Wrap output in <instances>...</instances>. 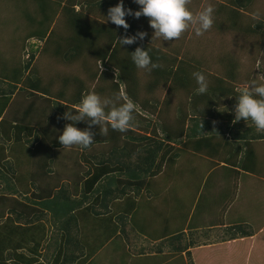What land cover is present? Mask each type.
<instances>
[{"label":"trees","instance_id":"trees-1","mask_svg":"<svg viewBox=\"0 0 264 264\" xmlns=\"http://www.w3.org/2000/svg\"><path fill=\"white\" fill-rule=\"evenodd\" d=\"M23 2H20L23 7L20 3L19 6L26 22H20L17 28L25 33L21 41L45 39L43 53L49 52L67 69L42 74L51 69V65L43 64V57L39 59L40 68L38 63L35 64L32 73L22 79L20 68L8 65L9 72L6 63L9 60L0 62V75L8 78L11 87L16 88L19 82L29 87V92L18 96L12 105L15 125L5 130L6 122L4 127L0 123L4 134H0V233L6 228L12 239L10 242H15L16 247L28 245L32 237H38L33 224L41 220L45 209L52 212L55 219L60 218L61 227L58 228L63 231L62 244H48L58 254L51 264L66 263L63 259L70 260L66 252L80 242L75 209L86 203L94 209L98 203L102 209L97 214L109 213L110 203L126 195L127 189L138 194L144 187L150 190L156 182L151 179L162 173L164 177L171 175L179 158L184 159L188 150L217 157V164L224 159L226 165L223 166L231 165L237 180L242 170L264 174V162H261L264 159V127L259 126L264 124V82L258 81L260 77L256 73L246 75L242 72L238 55L224 53L221 47V52H216L211 60L208 57L210 51H204L202 43L195 44L189 39L191 23L199 10L198 27L201 22L202 27L209 26L210 30L195 31L201 33L202 41L207 40L210 32L216 31L235 34L232 42L240 36L245 41L251 36L263 39L264 21L254 17L250 0H227L225 3L215 0ZM77 5L80 6L78 11ZM30 6L36 8L37 14L30 18L35 24L29 22L27 25L25 11L31 10ZM213 19H216L217 30H211ZM263 46L253 42L249 45L250 68L256 65ZM36 73L40 75L38 79L34 77ZM20 100V105L25 108L23 111L17 106ZM36 100L49 105H43L44 111L40 115ZM84 101H87L85 108ZM46 110V117L38 120L36 116L44 117ZM90 111L96 114L92 115ZM134 117L135 123L128 121ZM22 121L30 125L20 131L18 123ZM103 126L107 131L101 128ZM8 141L11 143L7 148ZM68 145H72L76 153L78 151L77 155L90 160L88 164L77 161L81 178L86 176L77 197L71 194V186L63 182V186L58 184L56 190L50 187L45 193L49 195L56 191L42 208L38 207V198L45 195L42 188L34 190L32 196L26 191L15 196L20 189L15 180L26 174V182L34 186L36 168L45 170L44 167L53 166L63 157L62 149ZM54 146L57 151L52 150ZM39 148L53 154L47 155V160H41V156L35 154ZM182 151L187 153L182 155ZM44 162L50 165L46 166ZM59 169L61 167L53 168V171ZM162 181L166 184V178ZM3 182L14 194L4 193ZM113 185L115 189H112ZM218 199L217 209L222 204ZM214 205H204L214 213L204 215L203 224L207 228L222 226L227 221L233 223V216L224 218L226 209L219 215ZM123 215L117 216L124 222ZM198 220L195 225L191 220V230L197 228ZM244 225L232 224L222 233L208 231L203 235L206 238L212 236V242L222 241L213 245L221 248L214 257L204 258L207 264H216L220 257L238 264L232 255L238 251L239 240L260 230L256 225L254 229ZM121 233L117 234L116 240L123 241ZM185 234L181 231L175 235L171 250L179 255L186 254L188 264H194L191 252L202 250L204 241L193 238L184 243ZM121 245L119 255L124 262L121 254L128 253L129 249L125 244ZM224 247L231 253L230 257ZM9 252L10 256L0 257V264H19L16 253L13 256V251Z\"/></svg>","mask_w":264,"mask_h":264},{"label":"crops","instance_id":"crops-1","mask_svg":"<svg viewBox=\"0 0 264 264\" xmlns=\"http://www.w3.org/2000/svg\"><path fill=\"white\" fill-rule=\"evenodd\" d=\"M21 93L25 92H18L15 96V99L20 96ZM21 101V100H20ZM19 101V102H20ZM12 103L7 105L6 114L4 113V104L2 108H0V123L3 124V122H6V125L10 126V129L12 128L11 125H15V119L14 117L9 114V110H15L12 107ZM17 106H21L20 103ZM22 111L25 109L24 106H22ZM21 111V110H20ZM93 115H95L94 112H92ZM0 124V125H1ZM21 125V126H20ZM26 125L29 126L30 124L27 122H19L18 126L20 131L26 129ZM4 127V126H3ZM260 150V149H259ZM264 152V151H263ZM87 159V158H86ZM91 159V158H90ZM78 162L88 164L90 160H85L81 155H78L77 158ZM88 162V163H87ZM217 157L214 156H208L203 151H193L188 150V155L184 159H182V156L177 161L176 165L173 167L170 178L166 181V184L164 183L163 178H165L162 173V175L151 179L156 181L153 184V186L150 188L144 187L143 189H140V193L135 194L133 190L127 189V194L124 195L122 198L113 200L109 205V213L105 214H97V211H101L100 204H95L92 208H89V204L86 203L84 206H82L79 209H75L73 213H75L77 223H78V231H79V244H76L75 247H72L70 250H68L66 253L67 259L70 258L68 261H64L62 255L63 262H66L64 264H133L134 261H136L138 264H163L162 258L164 256H167L168 253L171 251L172 244L174 243V240L170 242L171 239L175 237V235L179 234L181 231L185 232L186 234L191 231H201L205 229H214L216 233H222L225 228H229L227 226H231L232 224H245L244 226L246 228H253L258 222H255L254 217L259 216L260 213L257 215H254L253 212H247L243 211L240 208L246 203L251 204L255 202H259V198L257 199V196L255 195L257 192L254 191V187H259L262 185V189L259 192L260 195H264V174H259V172H246L244 170L243 173L240 172L239 174V180L236 185V182L234 183V186H232V194L233 196L230 198V201L224 202V204H221L219 208L216 210L217 214L220 215L221 211L223 209H226L224 214V218L226 216L231 215L233 223L230 222H224V225L220 226H214L211 228H207V225L203 224V221L206 219H203L201 217L200 220H198V226L197 228L192 230L189 228V223L193 222V225L197 224L194 220V213L196 212L197 206L195 205H189L187 210H189V214L187 215L186 222L183 224H180L179 226L175 227V229H169L167 232L161 231L159 234L155 235V237H152L149 242L146 238V236L139 238V235L141 234V231L139 225L134 221H143L145 222L147 220L146 215L144 214L143 218H138L137 213L140 210L141 202L144 198V195L146 192L148 193V199H147V209L149 211H152V217L156 218L157 213V207L158 203L155 201L152 202V199L156 197V199L159 197V191L162 189H175V185L178 184V189L175 190L176 201L172 200V198H163L164 204L162 205V208L169 214L173 213L174 210V204H178L180 202V197L182 196L184 198V188L183 184L185 183L189 186L193 185L196 181V175L199 173V177L202 178L204 175H208L210 172L217 169L218 171H221L222 169L226 168L231 170V165H226L224 163V159L220 160ZM181 163H187L189 167H187L186 170H184V173L180 171L179 167ZM223 164H225L223 166ZM89 166V165H88ZM79 165L76 164L74 168L73 175L68 174V176L62 177V182L64 184H67V186H71V194L75 197H77L82 192V187L84 186V181L86 179V176L84 175V178H81V173H79ZM224 167V168H220ZM112 169H114V166H111ZM236 168L239 167L236 164ZM221 169V170H220ZM75 173L77 176H75ZM183 173L184 175V181L179 180L178 175ZM1 174V173H0ZM84 174V173H83ZM177 175V176H176ZM235 175V174H234ZM26 176V174L24 175ZM23 175L21 178H19L18 181L15 180V184L20 187V189H17V192H15V196L20 195L21 193H24L26 191L28 196L33 195V191L35 190L36 184L34 186H30L28 182H26V178ZM61 182V183H62ZM177 182V183H176ZM194 182V183H193ZM59 184V186L61 185ZM83 184V186H82ZM221 183L217 184L218 187L216 192L218 197H211L210 194H213L212 189L210 188L208 194L204 198V202H209V205H214L217 202V199L223 197L222 195L226 193L227 189L229 187H224L221 189ZM148 186V185H146ZM116 186L113 185L112 189H115ZM166 187V188H162ZM22 189V190H21ZM254 191V192H253ZM165 193V191L163 190ZM167 193V192H166ZM165 193V194H166ZM199 193V194H198ZM197 193V197L200 196V192ZM56 194V191L50 192L49 195L45 194L43 197L38 198L39 204L38 207L42 208V206H46L52 197ZM206 194V193H205ZM166 197V196H165ZM37 199V200H38ZM50 199V200H49ZM218 199V201H219ZM151 200V201H150ZM44 201V203H43ZM94 201V200H92ZM91 201V202H92ZM46 202H48L46 204ZM169 202V204H168ZM53 205V204H52ZM51 204L49 206H52ZM225 207V208H222ZM176 208L181 209V205L177 206ZM44 213L41 214L40 217L41 220L37 221L35 224V228L37 229V233H39L40 237H36L35 240L31 239V243L28 245H21L18 244V246L15 248L16 257L19 260V264H51L53 263V258H57L58 254L53 249L49 248L48 242L51 240V235L55 232V238L57 239V243L62 244L63 240V231H61L58 227H61V221L60 218L55 219V216L52 214V212H49L48 210H43ZM241 211H243L241 213ZM120 213H123L124 215V222L126 221V224L121 226L119 224L118 216ZM147 214V212H145ZM247 213L251 216L252 222L247 221ZM168 218L171 222V216L168 215ZM62 220V219H61ZM121 221V220H120ZM235 221V222H234ZM156 222V221H155ZM154 222V223H155ZM86 224H92L94 226L93 233L89 234L85 230ZM257 226V225H256ZM122 228H124V232H122ZM261 229V228H260ZM92 232V230H88ZM137 231L138 234L135 232ZM122 232V233H121ZM123 236V241L116 240L117 234H120ZM143 235H147V231H143ZM258 237V232H256L254 235H252L249 238L254 239ZM201 237V236H200ZM212 237V236H211ZM208 238V237H207ZM206 237H203L201 239H205L203 243V247L206 244V241L208 242L211 240L209 237L207 239ZM213 238V237H212ZM37 242H40L37 244ZM45 242V243H44ZM54 242V241H52ZM212 242V241H211ZM218 242V243H216ZM215 245L222 243V241H219L216 239ZM56 243V244H57ZM55 244V243H54ZM121 244H125L126 247L129 249L128 253L121 254L122 258L125 259L124 262H121L119 253L121 252ZM161 244L167 245V247L164 249ZM124 245V246H125ZM125 247V248H126ZM60 248V246H59ZM75 248V249H74ZM80 248L79 250H76ZM204 248H207L206 246ZM7 250V248L5 249ZM54 251V252H53ZM165 251V254H164ZM80 252V253H79ZM198 252V255L203 256V258H207L208 256H213V254L209 253L208 249H202V250H196ZM62 253V252H61ZM216 253V252H215ZM264 254V250L262 252ZM210 254V255H209ZM261 254V255H263ZM3 255L7 254L4 252ZM186 256V254H183ZM193 256V255H192ZM207 256V257H206ZM5 257V256H4ZM188 258V257H187ZM61 259V260H62ZM173 260V257H171ZM262 257L259 259L261 260ZM204 260V259H203ZM223 260L220 257V261ZM9 261V260H8ZM11 261V260H10ZM14 261V260H13ZM131 261V262H130ZM188 261V259H187ZM62 262V261H61ZM226 264H232L231 261L227 262Z\"/></svg>","mask_w":264,"mask_h":264},{"label":"rangeland","instance_id":"rangeland-1","mask_svg":"<svg viewBox=\"0 0 264 264\" xmlns=\"http://www.w3.org/2000/svg\"><path fill=\"white\" fill-rule=\"evenodd\" d=\"M24 0H0V62L1 61H5L6 59L10 58L11 56H14L16 54L19 53V48H20V41L23 36H25V33H23V30L19 31L17 28L20 26V22L25 23L26 20L23 19L21 17V7L26 6L27 2H23ZM191 2V0H188ZM218 2H227V0H215ZM15 2V4H14ZM20 2H23L22 4ZM250 2H252L253 5V9L252 12L255 15L254 17L257 19H261L264 21V0H250ZM20 3V6H19ZM31 7V10H26L25 12H27V25L28 23H34L30 20V18H33L34 16H36L37 12H36V8ZM77 9L80 10V6H77ZM201 10H199L196 13V16L194 17V20L191 23L190 26V41L192 43H198V44H203L202 49L204 51H210L208 57L212 60L215 57V53L216 52H221V50L219 48L222 47V49L224 48L223 52H232L236 55H238L240 57V62H241V68L243 69L242 72L245 73L246 75H251L252 73L256 75H258L260 78L258 81H263L264 82V46L260 52V54L258 55V59L256 61V65L251 66L252 68H250L249 63H250V59H252L249 56V45L253 43L255 44H259L264 45V38L262 39L261 37H248V40L245 41V38H243V36L237 37L234 39V42H232L234 35H231L230 31H226L223 32L222 34H220L219 31H216L215 33H209L207 35V40L206 41H202L204 40L203 37L198 34L197 32L195 33V31H197V29H204L206 32L210 31L209 30V26H206V28L202 27V23L200 22L199 27H198V16L201 13ZM22 14L24 15V13L22 12ZM25 16V15H24ZM216 19L212 20V24L211 25V30L216 29ZM12 22H15V25H13ZM215 22V23H214ZM23 25V24H22ZM21 25V26H22ZM34 26H32L33 28ZM198 27V28H197ZM264 32V25L261 28ZM220 34V35H219ZM161 35V34H160ZM219 36V37H218ZM264 37V35H263ZM12 38L17 39L15 42L10 40ZM19 38V39H18ZM161 38V36H160ZM32 38L28 39V45L30 48L33 47L32 45ZM40 45L45 44L44 40H38ZM218 43V44H217ZM25 45V44H24ZM218 45V46H216ZM39 49H37L38 51ZM261 56V57H260ZM47 58L48 60H42L44 63L45 62H52V60L55 61V58H53V56L48 52L47 55H43L42 58ZM22 56H18L15 59H20L21 60ZM59 61H55V63L53 64V66L51 67V70L53 71H62L63 69H67V67H65L64 65H60L58 64ZM253 70H255L253 72ZM1 82V80H0ZM0 85L3 87H5L6 85H4V82L0 83ZM10 98H0V108H2L3 104L7 101L10 102L9 100ZM41 99V98H40ZM46 101V100H45ZM8 103V102H7ZM6 103V104H7ZM19 103H22V101H20ZM87 103V101L83 102V107L85 108V104ZM5 104V105H6ZM13 105L15 104V100L12 103ZM36 104L37 107H40V110H38V115L43 113V105L46 104L47 106L48 103H41L40 101L37 103L36 100ZM87 105V104H86ZM19 108H22V106H19ZM49 108H47L48 110ZM22 110V109H20ZM46 110V113L44 115V117H37L36 118L38 120L43 119L46 117L48 111ZM9 114L14 115L15 114V110H9ZM20 113V112H19ZM20 115V114H18ZM155 117V116H154ZM135 123V117L131 120H128L129 122ZM259 124V123H258ZM5 125V121L3 122L2 126ZM2 126H0V134H3V132L1 131ZM260 127H264V124H259ZM103 130L107 131V128L105 126L101 127ZM10 126L9 125H5V130H9ZM4 135V134H3ZM2 135V136H3ZM70 135V134H69ZM104 135L106 136V133L104 132ZM74 141V140H73ZM2 143V142H1ZM10 141H8V143L6 144L7 148L10 146ZM4 145V144H3ZM93 146V145H92ZM103 144L100 143V147H102ZM190 146V145H189ZM45 149V147H43ZM43 148H39L36 150V155L37 156H41V160L46 159L47 160V155H51L53 154V152H45L43 150ZM55 150L57 151V149L55 148V146L53 147ZM61 149V148H60ZM63 152V157L59 159V161L55 162V164L53 163V166H51L48 163H43L46 166L50 165L49 167H44L45 170H41L39 168H36V177H35V184L37 186V188L35 189V191H39L41 188L43 189V194L47 193L50 190V187L55 189L56 186L58 184H60L63 180L62 177L63 176H68V174L73 175L74 173V168L77 164V158H78V151L77 153L75 152L74 148L72 145H68V147L63 148L62 149ZM59 152H57L58 154ZM182 155L186 154V151H182ZM68 156V158H67ZM220 156V155H217ZM49 160V159H48ZM62 161V162H61ZM264 162V159L261 161ZM61 167V169H59L58 171L56 170V172L53 171L54 169H57ZM187 167H189V165L187 163H181L179 169L181 172L184 173V170L187 169ZM49 169L50 173H49ZM221 170V169H220ZM52 171V172H51ZM183 173L179 174V180L184 181V175ZM235 172L229 169H222L221 171H218L217 169H215L214 171L210 172L208 175H204L202 178L199 177V173L196 175V181L193 185L189 186L185 183L183 184V188H184V198L181 196L180 197V202L178 204H174V210L173 213H167L164 208H162V205L164 204L163 198H172V200L176 201V196L177 194L175 193V190L178 189V184L175 185V189H162L161 191H159V197L156 199V197L154 199H152V202L154 203L155 201H157L159 208L157 207V216L156 218L152 217V211H149L147 209V194H145L142 202H141V207L139 212L137 213V217L139 218H143L144 214L146 215L147 220L145 222H141L136 221L134 219V221L139 225L138 228H140L141 234L139 235V238L146 236L145 239L149 240L152 237H155V235L159 234L161 231L163 232H167L169 231V229H175V227L179 226L180 224H184L186 222V218L187 215L189 214V210H187V208L189 207V205H195L197 206L196 212L194 213V220H200L201 217L204 219V215L205 213L209 214V212H212L213 210L209 209L207 210V206L209 205V202H204V198L206 197V195L208 194L210 188L213 191V194H210L211 197H218V195H216L217 193L214 192L215 190L218 189V187L216 186L217 184L221 183V189L222 188H226L229 187L227 189V193L226 196L221 198L219 201L222 202V204H224V202L230 200L229 198L233 196L232 194V186H234L235 182H238L236 176L234 175ZM177 176V175H176ZM25 177V176H24ZM27 178V177H25ZM166 181L170 178V175L166 176ZM177 183V182H176ZM3 184V191L4 193L7 194H14L12 192H10V188H8V185H6L4 182ZM2 186V185H1ZM7 186V187H6ZM60 186H63L60 185ZM162 188H166V187H162ZM262 189V185L259 187H254V191H256L257 193L255 194L257 196V199L259 200V202H255V203H251V204H244L242 206V208H240L243 211H247V212H253L254 215H257L258 213H260L259 216H255L254 220L255 222H258V224H256L258 227H260L261 229L258 231V237L254 239L252 238H241L239 240L238 243V251L237 253H234L232 256H234L235 258H237L235 263L238 264H264V254L262 253L264 250V195H260L259 192ZM56 190V189H55ZM163 190L165 191V193L163 192ZM253 191V192H254ZM200 192L201 198L200 196L197 197V193ZM206 193V194H205ZM2 194V192L0 193ZM199 194V193H198ZM205 194L204 197H202ZM166 196V197H165ZM151 201V200H150ZM177 202V201H176ZM169 204V202H168ZM179 204L181 205V209L180 208H176L177 206H179ZM207 205V206H204ZM213 207H215V210L217 209L218 205L215 204ZM241 211V213L243 212ZM147 212V214L145 213ZM213 213V212H212ZM214 214V213H213ZM212 214V215H213ZM168 215L171 216V222L168 218ZM210 215V214H209ZM249 222H252L251 220V216L247 213V217H246ZM121 219H119V224H121V226H123L124 224H126V221H120ZM156 221V222H155ZM155 222V223H154ZM94 226L92 224H86L85 225V230L87 232H89V234H92L94 231ZM88 230H92V232L88 231ZM147 231V235H143V231ZM208 231H212V233H214V229L212 230H201V231H197V232H188L187 234H185L184 236V243H188V241L190 239H198V238H203L204 234H207ZM225 231V230H224ZM1 232V231H0ZM136 234L137 231L135 232ZM35 234L39 237V233L35 232ZM55 232L51 235V240L50 241H46L47 244L51 243L52 241H54V243H57V239L54 240L55 238ZM201 236V237H200ZM31 236H28V238H30ZM36 237H32V239L35 240ZM212 238V237H210ZM12 239L9 237V232L8 230H6V228L4 229V231L2 233H0V257L3 256L4 254V250L9 246V249L7 248V250H5V253L7 254V256L9 254H11L10 252L8 253V251H13V256L15 254V242H10ZM175 240V238L171 239V241ZM201 241H205V239H201ZM45 243V242H44ZM204 243V242H202ZM218 243V242H216ZM214 242H211L210 240L204 245V247H208V248H204L203 249H208L209 253L211 254H215V252H217V250H220L221 248L215 247L214 248ZM237 245V243H235ZM234 244V245H235ZM226 245V244H225ZM161 246L164 247V249L167 247V245L161 244ZM223 250L225 251V253L227 252L228 257L231 256V253H229V250L227 248H223ZM192 253V257H193V262L194 264H207L206 260H203V256L198 255L195 250L191 252ZM165 254V251H164ZM263 254V255H261ZM10 256V255H9ZM171 257H173V260L171 259ZM199 257V258H198ZM214 257V256H213ZM262 257L261 260H259ZM11 258V257H10ZM164 259L162 262L163 264H188L187 262V256L184 255H179L178 253H176L175 250H171L170 253H168L167 256H164ZM216 259V257H215ZM211 261V258H209V262ZM131 262V261H130ZM191 262V261H190ZM226 261L223 259L221 261H217L216 259V264H225ZM11 264H15V263H11ZM133 264H138L136 261L133 262Z\"/></svg>","mask_w":264,"mask_h":264},{"label":"clouds","instance_id":"clouds-1","mask_svg":"<svg viewBox=\"0 0 264 264\" xmlns=\"http://www.w3.org/2000/svg\"><path fill=\"white\" fill-rule=\"evenodd\" d=\"M77 6L75 7V9L78 11L79 9H77ZM13 40H14V38L11 39L10 42L13 41ZM38 40L39 39H37V38H32V42H31L32 45H33L32 48H30L29 45H28V39L24 40V41L23 40L20 41L19 53L14 55V56H11L10 57L11 59L8 58V59H6L4 61V62H6L7 60H9V62L8 61L6 62L7 63V71L11 72L9 70V68H8V65H9V67L13 65V67L20 68L21 71H19V72H21V74H22L21 78L24 79L29 73H32V71H33L32 69H33V66L35 64L38 63V68H40L39 59H41L42 56L45 55V52L43 53L44 46L40 45ZM42 40H44V42H45V39H42ZM37 49H39V50L37 51ZM18 56H22L21 60L20 59H15ZM43 60L47 61L48 57L47 58H43ZM54 63H55L54 60H52V62H47V63H43V64L45 66L46 65H51V67H52ZM47 71L49 72V71H51V69L45 70V71H43L41 73L44 74ZM38 75L39 74H37V73L35 74V76H34L35 79H38L40 77V75L39 76ZM0 80H1L0 83L4 82V85H6L5 87H3V85L2 86L0 85V98H2V97L10 98L9 99L10 102L7 101L8 103L7 102L4 103V105L7 103L5 105V107H4L5 108L4 113L6 114L7 105L10 104V103H13L17 93L21 91V92H25L24 94H26L27 92H29V90H28L29 87L28 86H24L23 82H19L18 85L16 86V88H14L13 86L11 87L10 84L8 83V78H6L3 75L2 76L0 75ZM121 88L122 89L124 88V84H122V83H121ZM122 92H124V91H122ZM22 95H23V93L20 94V96H22ZM77 108L79 109L80 107H77ZM90 113L92 114V111H90ZM125 113L129 114V115H132L129 111H126Z\"/></svg>","mask_w":264,"mask_h":264}]
</instances>
